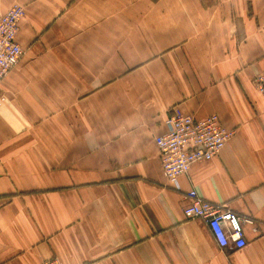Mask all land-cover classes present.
I'll return each mask as SVG.
<instances>
[{
	"label": "crops",
	"instance_id": "crops-1",
	"mask_svg": "<svg viewBox=\"0 0 264 264\" xmlns=\"http://www.w3.org/2000/svg\"><path fill=\"white\" fill-rule=\"evenodd\" d=\"M14 4L0 264H264V0H0V16ZM173 107L232 131L177 187L155 142ZM191 189L252 221L244 247L184 216Z\"/></svg>",
	"mask_w": 264,
	"mask_h": 264
},
{
	"label": "built area",
	"instance_id": "built-area-1",
	"mask_svg": "<svg viewBox=\"0 0 264 264\" xmlns=\"http://www.w3.org/2000/svg\"><path fill=\"white\" fill-rule=\"evenodd\" d=\"M23 15V8L13 5L0 16V81L24 53L16 41L19 20ZM252 84L264 94V69L253 76ZM165 127L164 133L155 137V142L162 172L174 187L178 186V177L186 173L192 163L212 158L232 136V131L223 128L216 114L196 119L177 107L167 115ZM187 198L189 202L183 207L184 216L204 220L219 247L245 246L242 225L244 222L252 223L249 218L211 203L195 189L187 192ZM42 264L63 263L58 257H50Z\"/></svg>",
	"mask_w": 264,
	"mask_h": 264
},
{
	"label": "rangeland",
	"instance_id": "rangeland-1",
	"mask_svg": "<svg viewBox=\"0 0 264 264\" xmlns=\"http://www.w3.org/2000/svg\"><path fill=\"white\" fill-rule=\"evenodd\" d=\"M14 5H19L23 8V10H25L24 6L23 5H20V4H14ZM13 6V5H12ZM10 8V7H9Z\"/></svg>",
	"mask_w": 264,
	"mask_h": 264
}]
</instances>
